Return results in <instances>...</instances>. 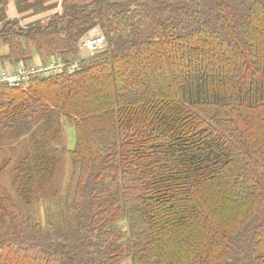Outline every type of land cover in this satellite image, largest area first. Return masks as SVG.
<instances>
[{
  "label": "trees",
  "instance_id": "trees-1",
  "mask_svg": "<svg viewBox=\"0 0 264 264\" xmlns=\"http://www.w3.org/2000/svg\"><path fill=\"white\" fill-rule=\"evenodd\" d=\"M17 23L0 22L1 61L33 47L80 67L0 87V139L22 136L16 192L41 199L64 121L75 168L44 223L0 170V264H264V0H68ZM95 28L106 49L78 58Z\"/></svg>",
  "mask_w": 264,
  "mask_h": 264
},
{
  "label": "rangeland",
  "instance_id": "rangeland-1",
  "mask_svg": "<svg viewBox=\"0 0 264 264\" xmlns=\"http://www.w3.org/2000/svg\"><path fill=\"white\" fill-rule=\"evenodd\" d=\"M90 0H79V2H88ZM131 4H136L144 0H124ZM68 0H8L7 3L0 5V22L7 18V12L10 9L15 11V15L19 17L20 23H17L18 29L31 27L37 23L41 25L46 24L51 17L61 14L63 12V5ZM1 25V24H0ZM1 29V26H0ZM93 31L86 34L88 36ZM30 45V44H29ZM31 46V45H30ZM29 58L32 59L30 62H44L48 63L54 59L65 60L60 56H51L50 51L44 50L39 52L33 47H28ZM10 47L0 41V59L8 54ZM78 58H88L90 53L81 49L78 46L77 51ZM84 55V56H82ZM1 61V60H0ZM64 152H60V165L57 172L55 173L52 181L47 185L45 193L42 195L39 201H36L32 207H27L21 201L20 197L14 187V168L18 165L23 153L21 146L18 141L22 139V136H14L12 138L0 139V170L1 171V182L4 187L7 188L11 194L15 203L20 207L25 215H31L36 221L44 223L47 210L52 207L54 201V195H63L66 191L69 178L74 171V160L72 152L76 147V132L72 124L64 121Z\"/></svg>",
  "mask_w": 264,
  "mask_h": 264
},
{
  "label": "built area",
  "instance_id": "built-area-1",
  "mask_svg": "<svg viewBox=\"0 0 264 264\" xmlns=\"http://www.w3.org/2000/svg\"><path fill=\"white\" fill-rule=\"evenodd\" d=\"M92 33L81 39L79 47L88 51L90 55L100 53L107 47L105 37L100 30L95 28ZM80 67V62H64L54 59L48 63L0 61V87H8L17 90H26L33 79H46L62 74L75 73Z\"/></svg>",
  "mask_w": 264,
  "mask_h": 264
},
{
  "label": "crops",
  "instance_id": "crops-1",
  "mask_svg": "<svg viewBox=\"0 0 264 264\" xmlns=\"http://www.w3.org/2000/svg\"><path fill=\"white\" fill-rule=\"evenodd\" d=\"M6 14H7V18L6 19L20 20L19 17L15 15V11H13V9H10ZM82 56H84V55H82Z\"/></svg>",
  "mask_w": 264,
  "mask_h": 264
}]
</instances>
